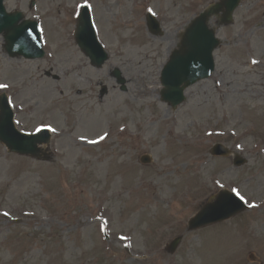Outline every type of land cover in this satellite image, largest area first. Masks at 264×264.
Segmentation results:
<instances>
[{
	"label": "rangeland",
	"instance_id": "1",
	"mask_svg": "<svg viewBox=\"0 0 264 264\" xmlns=\"http://www.w3.org/2000/svg\"><path fill=\"white\" fill-rule=\"evenodd\" d=\"M215 1L5 0L39 22L46 55L12 58L0 36V96L20 131L54 133L42 158L0 141V264H264V0H243L232 24L213 18L216 71L177 108L161 96L179 33ZM85 4L109 53L101 67L75 38ZM218 143L233 155L213 156ZM233 189L248 209L189 228Z\"/></svg>",
	"mask_w": 264,
	"mask_h": 264
},
{
	"label": "water",
	"instance_id": "2",
	"mask_svg": "<svg viewBox=\"0 0 264 264\" xmlns=\"http://www.w3.org/2000/svg\"><path fill=\"white\" fill-rule=\"evenodd\" d=\"M241 0H220L210 4L199 16L194 18L181 36L178 47L172 52L168 63L162 72V98L174 108L185 101V90L198 81L208 78L215 71L214 50L221 44L216 35V29L209 24L217 16L218 25H228L234 22V12ZM148 25L154 34L160 33L161 25L153 17H149ZM5 38V49L12 57L38 58L44 56L39 24L35 20L27 19L22 11L9 12L0 0V35ZM76 39L94 65L101 67L109 58L108 53L100 44L91 20L88 8L80 14L76 30ZM119 82L125 83L121 72L116 70ZM51 135L47 130L29 135L17 129L14 123V113L8 105V97H0V141L11 152L42 158L43 150L39 145L48 144ZM211 153L213 155L229 156L231 151L223 144H216ZM149 163L151 158H142ZM244 159L235 161L242 165ZM246 205L239 196L229 191H222L206 203L201 210L190 219L191 230L205 227L227 220L246 209ZM176 238L170 245L175 251L181 241Z\"/></svg>",
	"mask_w": 264,
	"mask_h": 264
},
{
	"label": "bare ground",
	"instance_id": "3",
	"mask_svg": "<svg viewBox=\"0 0 264 264\" xmlns=\"http://www.w3.org/2000/svg\"><path fill=\"white\" fill-rule=\"evenodd\" d=\"M179 34H180V35L178 36V39H177V40H179V37L181 36V33H179ZM94 113H96V114H97V113H99V114H100V113H102V114H106V112H99V111L96 112L95 110H94ZM83 115H84V119H83V121H81V119H80V121L84 123V126H85V127H89V125L87 124L89 121L86 120V117H87V116L85 115V113H84ZM40 147H41V149H42L44 152H46V148H45V145H44V144H42ZM44 149H45V150H44ZM1 172H2V169H1V166H0V175H1Z\"/></svg>",
	"mask_w": 264,
	"mask_h": 264
},
{
	"label": "snow or ice",
	"instance_id": "4",
	"mask_svg": "<svg viewBox=\"0 0 264 264\" xmlns=\"http://www.w3.org/2000/svg\"><path fill=\"white\" fill-rule=\"evenodd\" d=\"M90 6H91V5H89V7H90ZM7 87H8V85L0 84V88H7ZM233 191L235 192V194H236L237 196L240 197V199H242V200L244 199V197L240 195V192H239L238 190L233 189ZM5 215H8V213H5Z\"/></svg>",
	"mask_w": 264,
	"mask_h": 264
}]
</instances>
